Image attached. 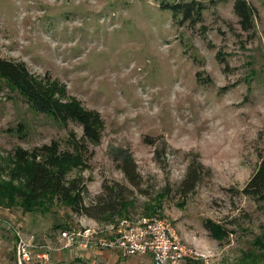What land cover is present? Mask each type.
Here are the masks:
<instances>
[{
	"label": "rangeland",
	"instance_id": "374dc122",
	"mask_svg": "<svg viewBox=\"0 0 264 264\" xmlns=\"http://www.w3.org/2000/svg\"><path fill=\"white\" fill-rule=\"evenodd\" d=\"M245 1L248 31L233 0H0V59L59 81L103 121L86 168L68 178L85 184V205L122 199L102 221L54 198L23 201L16 152L51 142L68 151L82 128L37 114L0 80V264H18L19 241L23 264H146L59 249L62 231L140 216L167 221L197 254L181 264H264V203L242 194L264 155V0ZM187 4L198 18L169 10ZM128 155L135 186L120 169Z\"/></svg>",
	"mask_w": 264,
	"mask_h": 264
},
{
	"label": "trees",
	"instance_id": "16d2710c",
	"mask_svg": "<svg viewBox=\"0 0 264 264\" xmlns=\"http://www.w3.org/2000/svg\"><path fill=\"white\" fill-rule=\"evenodd\" d=\"M169 10L174 16L182 10L178 13H182L186 19L194 14L196 18L199 16V11L192 4L172 6ZM233 11L242 28L248 31L253 19L250 5L245 0H233ZM0 80L17 92L37 114L62 126L71 122L82 128L81 139L68 137V151L61 150L58 144L51 142L30 153L21 150L16 152L19 164L25 166L23 185L19 189V193L25 198L23 201L35 206L45 198H54L74 214L84 215L95 221L116 216L121 210L118 207V203L122 202L120 194L112 191L107 203L85 205V184L78 179L68 178L74 170L86 168L87 142H100L103 121L99 114L85 109L79 101L68 96L65 86L59 81L49 76L38 77L32 74L22 62L0 59ZM22 132V126L16 129V133ZM259 158L258 167L244 186L242 194L258 203H264V155ZM120 169L128 182L135 186L136 167L131 156L125 157ZM189 180L194 183L195 177L190 175Z\"/></svg>",
	"mask_w": 264,
	"mask_h": 264
},
{
	"label": "built area",
	"instance_id": "2783aa9c",
	"mask_svg": "<svg viewBox=\"0 0 264 264\" xmlns=\"http://www.w3.org/2000/svg\"><path fill=\"white\" fill-rule=\"evenodd\" d=\"M58 240L62 251L116 252L122 257L147 258L146 264H181L186 258L197 256L182 244L170 223L150 216L122 218L102 230L62 231ZM38 258L46 260L47 255L45 253ZM29 259L26 244L19 241L18 264Z\"/></svg>",
	"mask_w": 264,
	"mask_h": 264
},
{
	"label": "crops",
	"instance_id": "0c3cea01",
	"mask_svg": "<svg viewBox=\"0 0 264 264\" xmlns=\"http://www.w3.org/2000/svg\"><path fill=\"white\" fill-rule=\"evenodd\" d=\"M104 255H100V256H103L105 257L107 255V252H102ZM109 255V254H108ZM85 255L84 254H81L80 257H84Z\"/></svg>",
	"mask_w": 264,
	"mask_h": 264
}]
</instances>
